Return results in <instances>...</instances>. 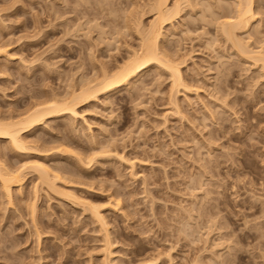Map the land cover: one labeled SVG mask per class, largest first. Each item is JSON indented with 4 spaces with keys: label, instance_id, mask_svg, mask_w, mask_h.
<instances>
[{
    "label": "rangeland",
    "instance_id": "rangeland-1",
    "mask_svg": "<svg viewBox=\"0 0 264 264\" xmlns=\"http://www.w3.org/2000/svg\"><path fill=\"white\" fill-rule=\"evenodd\" d=\"M92 1L87 2H91L94 6L97 5L96 0L95 3ZM130 1L110 0V3H107L108 7L113 8L116 5L115 7H119L120 10L117 11L116 18L112 16L116 21L108 15L107 19L111 20L108 22L106 16L102 14L104 11L102 15L96 11V14H100L96 17L95 7L97 6L92 5L93 12V9H89L91 5L88 6L86 3L84 5L83 1L0 0V41L2 40L1 42L7 45L4 46L7 47L4 50L8 49L5 52L6 55L3 52L2 55L0 54V65L2 66H0V72L4 71L0 73L2 74L0 75V113L7 114L18 108V110L24 109L29 103L36 101V97L30 98L31 95H47L57 92L62 96L71 81L78 82L80 77H91L93 61L95 64L105 63L112 70L114 66L116 67L127 58L126 55L130 50L137 51L138 36L132 29L124 27V17L129 10L134 9L136 2L138 4L135 5H139L138 11L144 9L141 12V14L144 12L141 17L144 27L153 19V14L146 11L147 0H142L144 2L132 0L135 2H132L134 7L130 6L132 4L128 3ZM196 1L198 2L195 0L193 4ZM257 1L260 12L256 16L260 25L259 32L262 31L260 35H263L261 39L263 44H261L264 46V6L262 7L264 0ZM103 2L104 5L107 0ZM184 12H188V15L189 9H185ZM193 14L192 16H198V13ZM183 18L186 20L188 16H183ZM78 19L81 21L79 22ZM180 20L181 18H178V21L180 23L182 21L185 26L187 21ZM112 21L117 23L111 26ZM196 23L192 25L194 31L191 30L185 35L179 33L180 28L175 27L176 31H174L172 27L165 26L173 30L171 32V29L164 28L166 35L171 33L176 39L171 35L164 41L162 40L163 42L161 41L162 46L165 45L164 47L172 50L175 48L174 53L185 59L184 66L181 67L182 76L192 88L197 86L195 91L190 87L189 92L180 91L176 94L175 99L179 103L180 107L177 108L180 113L176 112L169 102L168 75L151 68L142 75L143 78H138L141 82L136 83L137 90L128 88L127 91V88H122V91L111 93L108 98L105 97L108 102L104 101L103 96H99L96 102L82 107L80 112L83 113V122L76 119L71 124L67 117H62L50 121L48 123L50 128L43 126V130H39L38 133L44 135L45 139L52 140V144L48 142L52 147L61 144V142L58 145L56 143L64 134L69 138V143L66 142L68 148L64 144L69 153L61 155L53 150L51 152H55L54 159L50 156L51 158L46 159V161L50 159L48 162L61 163L64 161L61 165L74 168V159L78 154L82 157L86 154L84 157H87L93 147H102L104 144L108 153L112 150V153L118 151L124 159L123 162L121 159L118 161L115 156L112 157L115 154L111 155V153L107 158L106 153L101 155V157L105 156L104 159L97 158L98 163L93 165L90 163L82 168L86 167L85 172L83 170L86 178H81V181L86 183L90 180L88 183H95L92 184L93 189L88 186L87 188L76 186L74 194L81 198V200L78 199L79 205L78 202L73 204L69 201L50 200L51 197L46 199L48 197L40 196L36 203V219L40 222L36 226L37 229L33 227L27 214L26 204L28 206L29 203L25 199L19 202L20 197L15 195L17 199L14 200V205L9 206L5 204V198L0 195V249L2 247L3 251V253L0 252V264H103L105 261L108 264H209L212 259L215 263L214 257L217 254L227 258L231 253H234L236 257L229 255L226 261L232 257L230 260H234L235 264H264L262 260L264 259V246H262V243L264 244V213H261V206H264V77L258 76L261 71L257 66L250 65L248 62L244 64L238 58L234 59L235 57L231 55L234 53L228 44L223 46L222 42L218 41L210 47L207 46L204 42L206 38H212L213 27L204 26L202 29L203 23L201 21L199 23L196 21ZM91 24L92 27L101 24V27L98 25L100 28L96 26L92 28ZM201 30L207 31L208 37ZM99 31L105 32L104 35L107 31L110 35L105 36L106 39L102 34L106 40H102L104 38L101 36L99 38L102 39H99ZM124 32H127L126 35ZM111 38L113 40L116 38V40L113 41ZM108 40L111 43L107 45ZM117 41H119L118 44H116ZM223 56L224 59H222ZM218 57H222L221 60L217 59ZM221 62L226 63L221 65ZM229 64H232V68ZM227 65L230 67L229 73L226 71ZM215 67L220 69L217 70L222 73L221 76L217 77ZM257 71L260 72L257 74ZM215 76L217 82L214 80ZM222 76H224L226 91L223 83L222 85L219 83ZM212 84L217 85L216 92H213L212 88L215 85ZM129 94L132 96L131 99ZM186 98L187 100L184 101ZM64 129L69 132H64ZM53 138L59 140L57 139L56 142ZM109 139H111L110 142L106 144ZM212 140L214 142H211ZM10 158L11 163L16 159L12 156ZM131 162L132 167H130ZM92 178L95 179L92 180ZM24 185L22 196L25 197V194L30 193L32 184L27 180ZM100 189L105 193H102ZM198 189L200 191H197ZM115 194L117 196H113ZM113 197L116 198V202L119 200L118 208ZM255 199L257 202L254 201ZM83 201L84 205L86 203L89 206H99L98 210L107 224L105 228L109 230L108 238L113 242H111L113 246L109 248L111 257L104 253L105 243L102 240L104 238L102 229L88 213L89 206L88 208L86 206V210L83 209L85 207ZM250 204L253 208H249ZM208 208L213 209L214 216L215 212H217L216 216L219 214L218 217H214L215 220H212L218 221L219 224L221 222L222 225V222H225L227 229L214 230V225L218 223L211 224L214 221L210 220V215L201 218L199 214L206 212ZM190 215L196 220L189 219ZM193 220L196 223L201 221L199 223L203 227L196 224L198 229L193 227L195 230L192 231L190 228L195 225ZM261 222H263V229L259 228L261 231L258 232L255 225ZM186 223L187 225L190 223L187 227L191 233L187 231L186 225L183 227ZM34 229L41 232L37 238ZM183 230L189 235H186L188 233ZM256 235L259 236V240L255 238L258 237ZM232 241L235 243L233 244ZM258 241L259 245H257ZM232 245H235L233 247L234 250L236 248V252L233 251ZM228 246L232 250L228 249ZM226 252L227 254L224 255ZM3 257L5 259L2 260Z\"/></svg>",
    "mask_w": 264,
    "mask_h": 264
},
{
    "label": "bare ground",
    "instance_id": "bare-ground-1",
    "mask_svg": "<svg viewBox=\"0 0 264 264\" xmlns=\"http://www.w3.org/2000/svg\"><path fill=\"white\" fill-rule=\"evenodd\" d=\"M82 3H84V5H88L91 7L89 8L90 10L93 9V12H94V8H92L94 5L91 3V2H87V1H90V0H78ZM93 0L92 2L97 4L95 6V14H96V11H98L97 13H102L104 11V13H102L103 15L106 16V19H107V16L110 15V17L112 18L113 17H117V11L119 12L120 9H118L119 7H115L116 5H114V7L112 8V6L108 7L109 4L107 3H110V0H104L106 3L103 5V0ZM109 1V2H108ZM114 1V0H112ZM119 1V0H118ZM135 1V0H134ZM137 1V0H136ZM142 1V0H141ZM193 1L195 0H147V10L148 12H151L153 14V19L148 23L147 26H143L142 25V13L141 12L144 10V9H140V11H138V6H136L137 4L135 2H133L132 0L128 3H135L134 6H133V3L130 5L131 7L133 6L134 9L133 10H129L128 13H126L127 15L124 17V27L127 28V29H132L135 34L138 36V40H139V43H138V50L136 51H131L128 52V55L127 58L122 61L119 65H117L116 67L114 65V68L111 70V68H108L109 66L108 65H105V63H97L95 64L94 61L92 62L93 64L92 65V75L91 77H80L79 81H74L70 84H68L66 86V90H65V93L61 96L59 95V93H49L47 95H29L30 98H35L36 97V101L34 100V102L32 103H27L28 105L24 108V109H21V110H18V109H15V110H12L11 112H8L7 114L5 113H0V195H2L1 197L5 198V201L7 205H14V200H16L17 198L15 197L18 196V198L20 197L19 199V202L20 201H23L24 199L29 203V205L27 206L26 204V207H28L27 209V214L28 216L30 217V221L33 223V227L37 226V224H39L40 222H37V219H36V211H37V208H36V203L38 202L40 196L42 197V195H44L43 197H48L46 199H51L50 200H53V199H59L60 201H69L70 203L72 202L73 204H77L78 202V199L81 200V198H78V195L76 196L74 194V191H75V188L76 186H81V188H83L84 186L87 188L90 187L92 188V182L88 183L90 180H88V182L85 183V181H81L82 179H85L86 177L83 175V170L85 172V169H82L85 165H90V163L93 164H96L98 163V159L97 158H105V156L101 157V155L103 154H106V157L108 158V154L111 153L112 154H115L113 155L112 157L115 156V158H117V160L119 161V159H121V161L123 162V159L122 158V155L121 153L118 154V151L117 153H112L110 151V153H108V149H105L107 147H105V144L101 147H93L92 148V153L90 151V155H88L87 157H84L85 155H80L78 154V156L74 159L75 162L73 163V167H67V166H63L61 165V163H63L61 161V163H56L55 162H48L49 160L46 161V159H48V157H53L52 159H54V153H59V154H64V153H67V148H68V144L66 145V142H68L69 138L66 136V134L63 135V137L59 140L58 138H53V139H56V142H53V143H56L57 145L59 144V142H61V144H59L58 146H49L50 144L48 142H50L52 144V140L48 141L47 139H45L44 135H41L39 134V130L42 129V127H48V123L52 120H55L57 118H62V117H67L68 120H70V123H74V121L76 119H80L82 120L83 122V113L81 114L80 110L82 107L84 106H87V105H90L91 102H96L99 98V96H103L104 97V101H107L106 98H108V95L111 94V93H116V92H119L122 88L125 89L127 88L126 90L128 91V88L131 90L133 89H138L136 83L138 82H141V81H138V78L140 79V77H142V75L147 71V70H150L151 68L155 69V70H158L160 72H165V74L168 75V79L170 81V88H168L170 90V96L168 97L169 98V102H170V105H172V107H174L176 109V112L178 111V108L177 107H180L178 106V102L176 101V94H178V92L182 91V93L184 92H189L190 89L192 88L190 84L186 83L182 76V73H181V67L184 66V63H185V59L181 56H177L176 54L177 53H174L176 51H174V49L172 50L171 48H166L164 47L165 45L162 46V42L167 39V37H170L172 34L171 33H167L166 35V32L163 31L165 30L164 28H166L167 26H170L172 27V29H176L175 27L177 28H180V34H187L188 32H190L192 30V32L194 31V28L192 25H194L196 23V21H198V23L201 21L203 24V26L201 27L202 29L204 28V26H207V28L209 26H212L213 27V36L211 35L212 38L208 37V33L206 32H203V30H201L203 32V34H205L206 38L205 39V44L207 46H212L214 44V42H222L223 46L224 44H228L230 49L233 51L234 54H231L233 55V57H235L234 59H241L243 61V63L245 64L246 62H248L250 65H255L257 66L256 68L258 70L261 71V74L257 71L256 73L258 74L259 77H264V46L262 45V40L263 39V35L261 36L259 32V21H258V17L256 15H259V2L257 3L256 0L255 2H252L253 0H198V2L196 1V3L194 2L193 4ZM64 2V1H63ZM66 2V1H65ZM144 2V1H142ZM81 3V4H82ZM86 3V4H85ZM118 4V2H116ZM146 3V2H145ZM145 3H143L145 5ZM254 3V5H253ZM255 3H256V6H255ZM79 4V3H78ZM93 5V6H92ZM113 5V4H111ZM127 5V4H126ZM198 5V6H197ZM79 6V5H78ZM105 6V7H104ZM107 6V7H106ZM141 6H143L141 4ZM196 6L197 8L199 7V9L197 10L196 9ZM264 5H262L263 7ZM130 7V8H131ZM82 8V7H81ZM98 8V10H97ZM122 8V7H121ZM125 8V7H124ZM129 8V9H130ZM137 8V9H136ZM187 8L189 9V14L187 15L186 12H184V10ZM264 8V7H263ZM262 8V9H263ZM76 9V8H75ZM260 9H261V4H260ZM74 10V9H73ZM72 10V11H73ZM145 11V12H146ZM86 12V11H85ZM139 12H140V15H139ZM263 11H261L262 13ZM92 13V11H91ZM124 13V12H122ZM183 13V14H182ZM195 13V15L197 14L198 18L196 16H192V14ZM93 14V13H92ZM91 14V15H92ZM100 14H96V17ZM101 14V15H102ZM146 14V13H145ZM87 15V14H86ZM194 15V14H193ZM84 16V15H83ZM95 19V15L93 14L92 15ZM183 16H188V18L185 20L184 18L182 19ZM257 17V20L255 19ZM90 17V15H89ZM115 17V18H116ZM196 17V18H195ZM86 18V17H85ZM92 18V17H91ZM98 18H102V17H98ZM97 18V19H98ZM105 17L103 16V19ZM109 18V16H108ZM120 18V17H119ZM178 18H181V20H185L184 22L185 23V26H183V22L181 21V23L178 21ZM260 18V17H259ZM84 19V18H83ZM93 19V18H92ZM93 19V20H94ZM121 19V18H120ZM85 20V19H84ZM102 20V19H101ZM108 22L110 19H107ZM112 20H114L112 18ZM119 20V19H117ZM177 20L175 22V25H174V21ZM263 20V19H262ZM79 21V19H78ZM77 21V22H78ZM81 21V20H80ZM79 21V22H80ZM96 21V20H95ZM106 21V20H105ZM111 21V20H110ZM116 21V19L114 20ZM257 21V22H256ZM106 21V23H108ZM113 22V21H112ZM110 22L111 26L117 22ZM258 24H256V23ZM262 22V21H261ZM93 23V22H92ZM109 24V23H108ZM177 24V25H176ZM187 24V25H186ZM197 24V23H196ZM262 24V23H261ZM90 25V24H89ZM99 24L97 25H93L92 27V24H91V27L94 28V26H96V28H100L101 24L98 26ZM107 25V24H106ZM105 25V26H106ZM118 25V24H117ZM81 26V25H80ZM88 26V25H87ZM108 26V25H107ZM166 26V27H165ZM188 26V27H186ZM192 26V29H190ZM3 27V26H2ZM76 27V26H75ZM78 27V26H77ZM170 27L166 28V29H171ZM186 27V28H185ZM79 28V27H78ZM82 28V27H81ZM96 28L94 29V31L96 30ZM117 28V27H116ZM115 28V29H116ZM121 28V27H120ZM183 28H185L183 30ZM102 29V28H101ZM119 29V28H118ZM171 29V30H172ZM206 29V28H205ZM87 30V29H86ZM93 30V29H92ZM104 30V29H103ZM114 30V29H113ZM112 30V31H113ZM123 30V28H122ZM125 30V29H124ZM171 30H166L167 32L168 31H171ZM173 30L171 32H173ZM178 30V29H177ZM178 30V31H179ZM198 30H200L198 28ZM80 31V30H78ZM89 31V30H88ZM108 31V30H107ZM106 31V35H104L105 32H101L99 31L100 33H98V38L99 36H103L104 37L108 36V32ZM118 30H116L117 32ZM121 31V30H119ZM176 31V30H174ZM85 32V31H84ZM92 32V31H91ZM132 32V33H134ZM165 32V33H164ZM182 32V33H181ZM196 32V31H195ZM201 32V33H202ZM111 33V31H110ZM125 33V32H124ZM127 33V32H126ZM125 33V35H126ZM130 34V32H128ZM165 35H164V34ZM198 33V32H197ZM196 33V34H197ZM75 34V33H74ZM77 34V32H76ZM84 34V33H83ZM101 34V35H100ZM103 34V35H102ZM112 34V33H111ZM175 34V33H174ZM194 34V33H193ZM210 34V33H209ZM110 35V34H109ZM113 35V34H112ZM117 35V34H116ZM135 35V36H136ZM176 35V34H175ZM260 35V37H259ZM84 36H86L84 34ZM123 36V35H122ZM174 35H172L171 37L173 38ZM178 36V35H177ZM188 36V35H187ZM190 36V35H189ZM198 36V35H197ZM210 36V35H209ZM77 37V36H76ZM99 38V39H102V38ZM105 37V38H106ZM110 37V36H109ZM108 37V38H109ZM180 37V36H178ZM204 37V36H203ZM102 39V40H106V39ZM175 38V36H174ZM196 38V37H195ZM198 38V37H197ZM86 39V38H85ZM89 39V38H87ZM94 39V38H93ZM97 39V38H96ZM176 39V38H175ZM200 39V38H199ZM261 41H260V40ZM110 40V39H109ZM107 42V45L108 43L111 41ZM111 40H113L111 38ZM114 40H116V38H114ZM113 40V41H114ZM137 40V41H138ZM163 40V41H162ZM170 40V39H169ZM168 40V41H169ZM180 40V38H179ZM202 40V38H201ZM204 40V39H203ZM2 41V40H1ZM0 41V54L3 52H7V50H4V48H7V47H4L6 45V43L4 44V42L2 43ZM162 41V42H161ZM167 41V40H166ZM96 42V40H95ZM119 41H117L116 44H118ZM124 43V42H123ZM262 43V44H261ZM10 44V43H9ZM106 44V42H105ZM166 44V43H165ZM217 44V43H216ZM100 45V43L98 44ZM110 45V44H109ZM125 45V43H124ZM127 45V44H126ZM130 45V44H129ZM206 45H203L206 47ZM7 46V45H6ZM90 47V46H89ZM109 47V46H108ZM113 47H116V46H113ZM130 47V46H129ZM128 47V48H129ZM228 47V49H229ZM110 48V47H109ZM119 48V47H117ZM127 48V47H126ZM111 49V48H110ZM134 49V48H133ZM91 50V49H90ZM90 50L88 51L90 53ZM96 50V49H95ZM109 51V50H108ZM216 51V49H215ZM214 51V52H215ZM223 51H224V47H223ZM222 51V52H223ZM97 52V51H96ZM99 52V51H98ZM95 53V52H94ZM111 53V52H110ZM8 54V53H7ZM93 54V53H92ZM2 55V54H1ZM6 55V53H5ZM107 55H111V54H107ZM113 55V54H112ZM9 56V55H8ZM7 56V57H8ZM91 56V55H89ZM88 56V57H89ZM228 56V55H227ZM226 56V57H227ZM94 57V56H93ZM108 57V56H107ZM8 58H11V57H8ZM90 58V57H89ZM96 58V57H95ZM222 57H218L217 59L221 60ZM232 58V56H231ZM5 59V58H4ZM93 59V58H92ZM99 59V58H98ZM97 59V60H98ZM113 59V57H112ZM111 59V60H112ZM224 59V56L223 58ZM8 60V59H7ZM5 60V61H7ZM90 60V59H89ZM123 60V59H122ZM227 60V59H226ZM241 60H240V63H241ZM26 61V60H25ZM24 61V62H25ZM44 61V60H43ZM96 61V60H95ZM229 61V60H228ZM227 61V62H228ZM23 62V61H22ZM110 62V61H109ZM118 62V61H117ZM7 63V62H6ZM33 63V62H32ZM224 63L226 62H221L220 64L221 65H224ZM25 64V63H24ZM28 64V63H27ZM113 64V63H112ZM226 65V64H225ZM231 65L230 67L232 68V64H229ZM248 65V64H246ZM1 66V65H0ZM85 66V65H84ZM228 66V65H227ZM243 66V64H242ZM245 66V65H244ZM2 67V66H1ZM47 67V66H46ZM57 67V66H56ZM219 67V66H218ZM230 67L228 66L226 68V71H230ZM235 67V66H234ZM246 67V66H245ZM248 67V66H247ZM7 68V67H6ZM216 68V74H217V77H219L218 75L222 74V73H219L218 70H220L219 68L215 67ZM225 68V67H224ZM239 68V67H237ZM46 69V68H45ZM49 69V68H48ZM61 69V68H60ZM218 69V70H217ZM223 69V67H222ZM221 69V71H223ZM240 69V68H239ZM256 69V70H257ZM3 69H1L2 71ZM30 70V69H29ZM57 70V69H56ZM83 70V68H82ZM81 70V71H82ZM245 70V69H243ZM248 70V69H247ZM31 71V70H30ZM50 71V70H49ZM85 71V70H84ZM225 71V72H226ZM4 72V71H2ZM0 72V73H2ZM6 72V71H5ZM56 72V71H55ZM73 72V71H72ZM224 72V71H223ZM60 73V72H59ZM71 73V72H70ZM79 72H77L78 74ZM229 73V72H228ZM255 73V74H256ZM4 74V73H3ZM31 74V73H30ZM75 74V73H74ZM162 74V73H161ZM225 74V73H224ZM2 75V74H0ZM6 75V74H5ZM58 75V73H57ZM81 75V74H80ZM160 75V73H159ZM226 75V74H225ZM228 75V74H227ZM60 76V75H58ZM84 76V75H83ZM221 76V75H220ZM257 76V77H258ZM215 76L214 80L217 82V78ZM227 77V76H226ZM256 77V78H257ZM258 77V78H259ZM65 78V77H64ZM143 78V77H142ZM149 78V76H148ZM224 76H222V80H220V85H224V90H225V83L223 82ZM60 79V77H59ZM73 79V78H72ZM218 80V81H219ZM1 82V81H0ZM62 82V81H61ZM216 82H213V83H216ZM226 82V80H225ZM195 83V82H194ZM142 84V83H141ZM140 84V85H141ZM198 84V83H197ZM139 85V84H138ZM210 85V84H209ZM212 85H215V87H213L212 89H214L213 92H216V84H212ZM65 86V85H64ZM191 87V88H190ZM197 87V86H196ZM193 88L194 89L193 91H195L197 88ZM212 87V86H211ZM222 87V86H220ZM145 88V87H143ZM218 88V87H217ZM139 91H141L142 89L139 87ZM229 89V88H228ZM1 90V89H0ZM32 90V89H30ZM218 90V89H217ZM223 90V89H222ZM4 91V90H3ZM122 91V90H121ZM221 91V90H220ZM226 91V90H225ZM230 91V90H229ZM135 92V91H134ZM219 92V91H218ZM217 92V94H218ZM32 93V91H31ZM43 93V92H42ZM168 93V92H167ZM192 93V92H191ZM197 93V92H196ZM220 93H223V92H220ZM219 93V94H220ZM17 94V93H15ZM30 94V93H29ZM35 94V93H33ZM195 94V93H194ZM226 94V92H225ZM224 94V95H225ZM261 94V93H259ZM184 95V94H183ZM182 95V96H183ZM223 95V94H221ZM130 96V99L132 98L131 94H129ZM106 97V98H105ZM135 97V95H134ZM186 96L184 95V98ZM198 97V96H197ZM218 97V96H217ZM216 97V98H217ZM248 97V96H247ZM222 98V97H221ZM224 98V97H223ZM40 99V100H39ZM183 99V98H182ZM189 99V97H188ZM220 99V98H219ZM38 100V101H37ZM109 100V99H108ZM187 100L184 99V101ZM190 100V99H189ZM222 100V99H221ZM240 100V99H239ZM243 100V99H242ZM33 101V100H32ZM131 101V100H129ZM226 101V100H224ZM100 102V101H99ZM108 102V101H107ZM168 102V103H169ZM230 102V101H229ZM233 102V101H232ZM103 103V102H102ZM105 103V102H104ZM190 103V102H189ZM224 103V102H223ZM187 104V103H186ZM222 105V103H220ZM225 104V103H224ZM11 105V104H10ZM13 105V104H12ZM104 105V104H103ZM109 105V104H108ZM112 105V104H111ZM189 105V104H188ZM220 105V106H221ZM234 105V104H233ZM236 105V104H235ZM24 106V105H23ZM228 107V106H227ZM13 108V107H12ZM180 110V109H179ZM175 111V110H174ZM1 112V111H0ZM6 112V111H5ZM179 112V111H178ZM180 113V112H179ZM176 114V113H175ZM183 114V113H182ZM178 115V114H177ZM180 117V116H179ZM65 120V119H63ZM76 123V122H75ZM86 123V121H85ZM70 124V125H71ZM82 124V123H81ZM87 125V124H86ZM85 125V126H86ZM65 126V125H64ZM68 126V125H67ZM73 126V125H72ZM46 127V128H47ZM51 126H49L48 128H50ZM88 127V126H87ZM70 128V127H69ZM81 128V126H80ZM78 129V128H77ZM76 129V130H77ZM43 130V129H42ZM41 130V131H42ZM46 130H49V129H46ZM65 130V129H64ZM90 130V129H89ZM68 130H65L64 132H66ZM86 131V130H85ZM50 132V131H49ZM47 132V133H49ZM69 132V131H68ZM67 132V133H68ZM76 132V131H75ZM74 132V133H75ZM84 132V131H83ZM82 132V134H83ZM56 133V132H55ZM60 133V131H59ZM105 133V132H104ZM51 134V133H50ZM49 134V135H50ZM103 134V133H102ZM74 136V135H73ZM208 136V135H207ZM91 137V136H90ZM102 137V136H101ZM108 137V136H107ZM106 137V138H107ZM213 137V136H212ZM93 138V137H92ZM91 138V139H92ZM110 138V137H109ZM112 138V137H111ZM52 139V138H51ZM58 139V140H57ZM79 139V138H78ZM89 139V138H88ZM87 139V140H88ZM98 139V138H97ZM193 139V138H192ZM111 139L105 141L107 142L106 144H108L110 142ZM113 140V139H112ZM180 140V139H179ZM195 140V139H194ZM55 141V140H54ZM193 141V140H192ZM190 142V141H189ZM211 142H214V140H212ZM69 143V142H68ZM93 143V142H92ZM112 143V142H111ZM114 143V142H113ZM112 143V144H113ZM116 143V141H115ZM67 148H65L66 146ZM111 144V145H112ZM64 145V147L62 146ZM90 145V144H89ZM96 145V144H95ZM99 145V144H98ZM111 145L109 147H111ZM115 145V144H114ZM113 145V146H114ZM61 147V148H60ZM90 147V146H88ZM104 148V149H103ZM55 150V152H51ZM70 150V149H69ZM68 150V151H69ZM86 150V149H85ZM84 150V151H85ZM107 150V152H106ZM49 152H51L49 154ZM47 153V154H46ZM69 153V152H68ZM67 153V154H68ZM74 153V152H73ZM46 154V155H45ZM76 154V155H77ZM81 154V153H80ZM75 155V154H74ZM75 155V156H76ZM15 157V163H11L12 161L9 160L10 157ZM50 157V158H51ZM60 157V156H58ZM111 157V156H110ZM109 157V158H110ZM61 158V157H60ZM106 158V159H107ZM127 158V157H126ZM11 159V158H10ZM59 159V158H58ZM102 159V160H103ZM105 159V161H107ZM147 159V158H146ZM204 159V158H203ZM12 160V159H11ZM56 160V159H55ZM63 160V158H62ZM114 160V158H113ZM130 160V159H129ZM135 160V158H134ZM142 160V159H141ZM10 161V162H9ZM42 161V162H40ZM52 161V160H51ZM98 161V162H97ZM125 161V160H124ZM128 161V160H127ZM125 161V162H127ZM199 161V160H198ZM197 161V162H198ZM51 163L50 165L48 163ZM60 162V161H59ZM135 163V162H134ZM141 163V162H140ZM143 163V162H142ZM54 164V165H53ZM130 164V163H129ZM132 162L130 164V167H132ZM232 164V162H231ZM69 165V164H68ZM128 165V164H127ZM103 166V165H102ZM216 168V167H215ZM213 169V168H212ZM133 170V169H132ZM89 171V170H88ZM135 172V171H133ZM88 174V173H87ZM207 174V173H206ZM29 175V176H28ZM134 175V174H133ZM85 177V178H83ZM131 177V176H130ZM241 177V176H240ZM82 178V179H81ZM90 179V178H89ZM95 179V178H92V180ZM134 179V178H133ZM27 180L30 181V183L32 184L31 186V191L30 193L28 192V194L26 195L25 194V197L22 196L23 194V191H24V188L23 186H25V182H27ZM98 180V178H97ZM142 180V179H141ZM102 181V180H101ZM196 181V180H195ZM107 182V181H106ZM191 182V181H190ZM200 183V181H198ZM98 183V182H96ZM105 183V182H104ZM187 183V182H186ZM189 183V182H188ZM195 183V182H194ZM191 184V183H190ZM189 185V184H188ZM83 186V187H82ZM101 186V185H100ZM203 186V185H202ZM205 186V185H204ZM29 187V186H28ZM102 187L104 188V185H102ZM198 187V186H196ZM200 187V186H199ZM102 188V189H103ZM186 188V187H185ZM242 188V187H241ZM89 189V188H88ZM93 189V188H92ZM99 189V188H98ZM102 189L101 192H102ZM144 189V188H143ZM202 190V188H200ZM200 189H198L197 191H200ZM94 190H95V187H94ZM97 190V189H96ZM191 190V189H190ZM206 190V189H205ZM78 191V190H77ZM89 191V190H88ZM144 191V190H142ZM146 191V189H145ZM189 191V190H188ZM82 192V191H81ZM116 192V191H115ZM114 192V193H115ZM247 192V191H246ZM102 193H105L102 192ZM118 193V192H117ZM116 193V194H117ZM209 193V192H208ZM250 193V192H249ZM113 195V196H117V195ZM152 195V194H151ZM203 195V194H202ZM22 196V197H21ZM119 196V195H118ZM149 196V195H148ZM254 196V194H253ZM263 196V195H262ZM54 197V198H52ZM80 197V196H79ZM112 197V196H111ZM152 197V196H151ZM257 197H260V196H257ZM15 198V199H14ZM84 199V198H83ZM113 199H115L114 203L115 205L119 206V203L117 204V201L116 202V198L113 197ZM260 199V198H259ZM24 200V201H25ZM57 200V201H59ZM205 200V199H204ZM261 200V199H260ZM59 201V202H60ZM85 201V200H84ZM84 201H83V205H84ZM153 201V200H152ZM212 201V200H211ZM255 202L256 199L254 200ZM259 201V200H258ZM263 202V201H262ZM26 203V202H24ZM80 203H82V201H80ZM109 203V202H108ZM153 203V202H152ZM206 203V202H205ZM259 203V202H258ZM261 203V202H260ZM72 204V205H73ZM91 204V203H90ZM93 204V203H92ZM113 204V203H112ZM255 204V203H254ZM78 205H79V202H78ZM97 205V204H96ZM114 205V204H113ZM112 205V206H113ZM201 205V204H200ZM258 205V204H257ZM260 205V204H259ZM16 206V205H15ZM85 206V207H84ZM82 208L84 210H86V206L88 208V204L85 203ZM117 206V208H118ZM251 206V204H250ZM255 206V205H254ZM261 206V205H260ZM25 207V208H26ZM79 207V206H78ZM98 205L97 206H89V214L91 216L92 219H94L95 222H97L99 224V227L100 229H102V232H103V237L102 240H104L103 243H105V246H103L105 249V252L103 250L104 253H107L106 255L109 257L110 254H111V251H110V247L113 246V242L112 240H109V230H107V228H105V226L107 225L105 220H104V217L103 215L101 214V212L98 210ZM114 207V206H113ZM184 207V206H183ZM257 207V206H256ZM7 208V207H6ZM200 208V207H199ZM217 209V206L215 207ZM249 208H253V206L249 207ZM259 208V207H258ZM260 209V208H259ZM16 210V209H15ZM197 210H200L201 209H197ZM196 210V212H197ZM218 210V209H217ZM258 210V209H257ZM153 211V210H152ZM190 211V210H189ZM199 211V213H200ZM203 211V209H202ZM205 211V210H204ZM86 212V211H85ZM186 212V211H185ZM219 212V210H218ZM221 212V211H220ZM259 212V211H257ZM197 213V214H199ZM206 213L204 216L203 214ZM216 213L215 212V216H216ZM261 213H264V206H261ZM260 213V214H261ZM38 214V213H37ZM192 214V213H190ZM194 214V213H193ZM196 214V216H197ZM202 214V215H201ZM202 217H205L206 215H210V220L214 219V212H213V209L212 210H208L206 212H201L199 214ZM219 215V214H218ZM218 215L216 217H218ZM192 215H190L189 217H191ZM200 216H198L200 218ZM213 216V218H212ZM258 216V215H257ZM263 216V214H262ZM187 217V218H189ZM255 217V216H254ZM195 219V217H191L189 219ZM200 218V219H201ZM221 218V217H220ZM248 218V217H247ZM250 218V217H249ZM246 219V218H245ZM259 219V218H258ZM185 220V219H183ZM196 220V219H195ZM193 220L196 224H199V226H201V221L197 222ZM210 220H207V221H210ZM215 220V219H214ZM212 220V221H214ZM219 220V218H218ZM256 220V219H255ZM254 220V221H255ZM192 221V220H191ZM197 221H198V218H197ZM243 221L245 222L244 218H243ZM248 221H251V220H248ZM92 222V221H91ZM190 222V221H188ZM211 222V221H210ZM218 223V224H215V223ZM242 222V220H241ZM252 222V221H251ZM96 223V224H97ZM193 223V222H191ZM208 224H210L209 222H207ZM223 225L219 224L218 221H214L212 222L211 224H215L214 226V230H219V229H224L226 228L227 229V225H224L225 222H222ZM246 223L247 222V219H246ZM246 223H243V224H246ZM254 223V222H253ZM263 222H261L260 224L257 223L255 226V228L257 229V231H261L263 229ZM190 224V223H189ZM188 224V225H189ZM193 224V225H194ZM227 224V223H226ZM182 225V224H181ZM186 225V227L188 226L187 223L183 225V227ZM192 225V224H191ZM192 226V228H190L192 231L193 229L197 228V225L196 226ZM205 225V224H204ZM247 225V224H246ZM208 226V225H207ZM182 227V229H183ZM185 227V228H186ZM191 227V226H190ZM194 227V228H193ZM203 227V226H201ZM181 228V227H180ZM210 228V227H209ZM230 228V227H229ZM259 228H261V230H259ZM37 229V228H36ZM99 229V230H100ZM187 231H190L191 233V230H189V227L186 228ZM186 229H184L186 231ZM194 229V230H195ZM198 229V228H197ZM206 229V228H204ZM213 229V228H212ZM35 230V229H34ZM183 230V231H184ZM210 230V229H209ZM184 231V232H185ZM198 231V230H197ZM256 231V232H257ZM35 234H36V238L39 237V235L41 234V232H39L38 230H35L34 231ZM101 232V231H100ZM101 232V233H102ZM221 232V230H220ZM44 233V232H43ZM185 233H188V232H185ZM198 233V232H197ZM206 233V232H205ZM208 233V232H207ZM212 233V232H211ZM180 234V233H179ZM193 234V233H192ZM209 234V233H208ZM207 234V235H208ZM259 235V233H257ZM101 235V234H100ZM186 235H189L186 234ZM217 235V234H216ZM231 235V234H230ZM256 235V236H258ZM198 236V235H197ZM202 236V235H201ZM188 237V236H187ZM186 237V238H187ZM208 237V236H207ZM193 238V237H192ZM256 239L258 238L259 240V236L258 237H255ZM201 239V238H200ZM219 239V238H218ZM225 240V239H224ZM39 241V239H38ZM219 241V240H218ZM228 241V240H227ZM238 241V240H237ZM236 241V242H237ZM240 241V239H239ZM238 241V242H239ZM112 242V243H111ZM191 242V241H190ZM193 242V241H192ZM204 242V241H203ZM224 242V241H223ZM233 242V241H232ZM256 242V240H255ZM206 243V242H205ZM235 242H233L234 244ZM237 244V243H236ZM235 244V245H236ZM240 244V243H238ZM235 245H232L235 246ZM259 245V241H258V244ZM220 246V245H219ZM262 246H264V244L262 243ZM229 247V246H228ZM219 248V247H218ZM2 249V247H1ZM0 249V252L2 251ZM171 249V248H170ZM220 249V248H219ZM228 249L232 250L231 247H229ZM112 250V249H111ZM211 250V249H210ZM214 250V249H213ZM212 250V251H213ZM223 250V249H222ZM227 250V249H225ZM258 250V249H256ZM206 251V250H205ZM233 251L236 252V248L234 250V247H233ZM214 252V251H213ZM229 253V250L227 251ZM224 253L225 254H227ZM232 252V251H231ZM238 252V251H237ZM3 253V251H2ZM216 253V252H215ZM214 254V253H213ZM212 256L214 257L215 254ZM234 254V253H233ZM232 253L229 254V255H232L233 257H236L234 256ZM263 254V252H262ZM223 255V254H222ZM228 255V256H229ZM264 255V254H263ZM261 255V256H263ZM227 256V255H226ZM227 256V258H228ZM260 256V255H259ZM104 257V256H103ZM111 257V256H110ZM221 256L220 254H217L215 258V263H213V259L211 261H209V264L211 262V264H235L234 263V260H230V257L229 260H225L227 258ZM171 258V257H170ZM261 258V257H260ZM2 260L5 259L4 257L1 258ZM202 259V258H201ZM237 259V258H236ZM106 260V259H105ZM156 260V259H155ZM172 260V259H171ZM170 260V261H171ZM258 260V259H256ZM264 260V259H262ZM193 262V261H192ZM239 262V260H238ZM2 263V262H1ZM110 263V262H109ZM147 263V262H146ZM237 263V262H236ZM3 264H7V263H3ZM103 264H108L106 261L103 262ZM143 264V263H142ZM257 264V263H256Z\"/></svg>",
    "mask_w": 264,
    "mask_h": 264
}]
</instances>
